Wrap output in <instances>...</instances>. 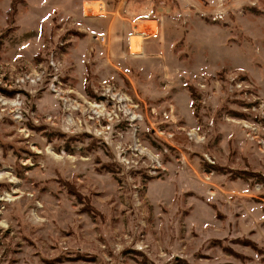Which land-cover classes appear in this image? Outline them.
<instances>
[{
	"label": "rangeland",
	"instance_id": "374dc122",
	"mask_svg": "<svg viewBox=\"0 0 264 264\" xmlns=\"http://www.w3.org/2000/svg\"><path fill=\"white\" fill-rule=\"evenodd\" d=\"M118 1L0 0V264H264V0Z\"/></svg>",
	"mask_w": 264,
	"mask_h": 264
},
{
	"label": "crops",
	"instance_id": "0c3cea01",
	"mask_svg": "<svg viewBox=\"0 0 264 264\" xmlns=\"http://www.w3.org/2000/svg\"><path fill=\"white\" fill-rule=\"evenodd\" d=\"M168 3V0H119L117 7L124 6L125 11L128 13L140 11L147 15L159 10L164 14L170 10Z\"/></svg>",
	"mask_w": 264,
	"mask_h": 264
},
{
	"label": "built area",
	"instance_id": "2783aa9c",
	"mask_svg": "<svg viewBox=\"0 0 264 264\" xmlns=\"http://www.w3.org/2000/svg\"><path fill=\"white\" fill-rule=\"evenodd\" d=\"M218 17H220V16H218ZM217 18V17H216ZM96 39H98V38H96ZM101 41H104V38H101Z\"/></svg>",
	"mask_w": 264,
	"mask_h": 264
},
{
	"label": "bare ground",
	"instance_id": "6f19581e",
	"mask_svg": "<svg viewBox=\"0 0 264 264\" xmlns=\"http://www.w3.org/2000/svg\"><path fill=\"white\" fill-rule=\"evenodd\" d=\"M134 41H135V40H134ZM6 196H7V195H6ZM8 196H9V195H8ZM5 200L7 201V200H11V199H9V198H6Z\"/></svg>",
	"mask_w": 264,
	"mask_h": 264
}]
</instances>
